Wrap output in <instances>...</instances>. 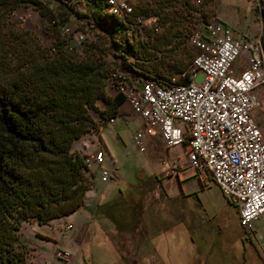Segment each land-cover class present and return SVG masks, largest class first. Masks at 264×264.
I'll use <instances>...</instances> for the list:
<instances>
[{
  "label": "trees",
  "instance_id": "trees-1",
  "mask_svg": "<svg viewBox=\"0 0 264 264\" xmlns=\"http://www.w3.org/2000/svg\"><path fill=\"white\" fill-rule=\"evenodd\" d=\"M173 1L134 9L159 14V29L139 39L129 36L119 16L107 12L105 0H0V264L23 263L27 244L19 231L22 222L47 223L83 203L89 168L85 154L71 149V143L98 129L96 118L114 115L123 100L120 92H108L107 72L129 70L165 82L187 70L189 58L177 52L181 40L174 27L179 19L169 14ZM181 5L184 18L197 12L202 25L212 15L241 33L236 23L203 6L188 0ZM19 6L36 9L45 19L50 45L58 52L50 54V45L39 46L25 31L4 28V18ZM259 16L264 29V7ZM71 20L95 33L85 43V52L91 53L87 58L73 56L72 44L84 43L63 35ZM99 51L111 52L110 62L103 64ZM183 81H190V71Z\"/></svg>",
  "mask_w": 264,
  "mask_h": 264
},
{
  "label": "built area",
  "instance_id": "built-area-1",
  "mask_svg": "<svg viewBox=\"0 0 264 264\" xmlns=\"http://www.w3.org/2000/svg\"><path fill=\"white\" fill-rule=\"evenodd\" d=\"M250 1L261 22L264 0ZM78 7L82 9L80 1ZM104 7L122 17L126 32L134 38L143 39L151 27L153 31L160 27L158 13H134L128 0H105ZM72 33L84 46L95 38V33L87 38L78 23L72 24ZM186 40L194 48L190 67L170 80L152 81V77L122 69V75L107 72L108 85L123 95L139 117L142 130L135 129L132 139L142 146L145 132L158 135L164 147L184 143L188 164L210 174L224 198L235 204L238 222L249 234L255 220L264 225V133L252 115L257 87L264 85V29L260 26L254 39L247 40L234 35L225 23L211 19L202 25L197 22ZM241 49L248 50L247 64L239 75H233L230 65ZM48 52L58 51L50 45ZM78 54L87 58L91 53L87 48V53ZM130 60L133 67V56ZM106 61L102 55V63ZM186 71H190V81H183ZM114 122V115L96 118L98 127ZM102 161L100 148L84 155L86 167H98L101 181L116 177L115 163L103 166ZM169 171L173 173L175 168L171 166ZM54 253L64 259L71 257L60 247Z\"/></svg>",
  "mask_w": 264,
  "mask_h": 264
},
{
  "label": "rangeland",
  "instance_id": "rangeland-1",
  "mask_svg": "<svg viewBox=\"0 0 264 264\" xmlns=\"http://www.w3.org/2000/svg\"><path fill=\"white\" fill-rule=\"evenodd\" d=\"M188 1L192 5L203 6L204 10L209 14L215 12L223 19L236 23L234 25L238 29H248L252 24L253 11L249 9L251 6L250 0ZM156 2L157 0H151V5ZM171 5L173 7H171L169 14L179 19V22H175L174 27L177 32L176 38L181 40L177 47V52L185 56V58H189V68L194 48L186 39L191 28L199 22L197 13L194 12L193 16L190 15L184 18L181 0H174ZM235 6H238V9ZM211 19H214L212 15L209 16L207 21ZM70 23L77 22L71 20ZM45 24V19L36 9L30 6L17 7L8 13L3 20L4 28L17 32L25 31L41 47H47L51 43V37ZM72 24L67 27L72 29ZM151 30L153 31L152 27ZM62 31L66 39L70 37V39L74 40L72 32L70 36H67L64 33V29ZM90 31L94 32L93 30H88V32L82 30L83 33L87 34V38L90 37V34H93ZM72 46L75 47L73 56L78 59L84 58L83 54L78 53H86V46L82 47L75 43ZM99 54L101 56L98 54L97 56L102 57L103 55L104 59L107 60L106 63L110 62L113 57L109 51H99ZM101 103L102 101L98 100V104ZM92 113L97 117L94 111ZM252 114L253 117H259L260 121L256 119L255 121L264 133V86H262L261 92L257 93V103L253 107ZM135 126V121L127 125L117 121L113 125L107 124L98 127L110 148V153L106 152L105 162L108 163L111 159H117L118 176L123 179H129V181L134 177L133 172L136 165L151 169V189H153L151 191V205L156 206L157 213L163 212L166 218H170V214L172 215L171 218L182 217L186 226L184 233H180V249L177 246L182 251V256L180 255L181 264H261V261L256 256L259 255L258 252L254 251L249 245L247 238L244 235L242 236L240 229L235 225L229 203L215 182L205 176L198 178L196 175L187 176L177 181L175 175H169V168L173 166L176 170L177 162L182 163L185 159L186 150L184 144L179 143L169 147L162 145L152 146L150 165L143 148H139L135 141L130 138V133ZM95 136L94 143L103 145L98 140V134H95ZM125 174L128 176L125 177ZM156 175L160 177V182L155 178ZM167 176L173 178L171 183ZM110 181V188L115 191L117 181L116 179ZM160 183L164 186L160 187ZM100 190L101 185L98 186V191ZM167 193L172 195L167 196ZM95 206V202H92L89 204V209L81 207L82 213L93 210ZM78 215L76 212L70 216L63 217L57 224L37 223L35 221L22 222L19 231L25 236L27 246L23 263L20 264H121V261L117 258L118 256L108 247L100 249L95 244L88 250L86 249L87 246L84 245V242L88 236V231L84 222L79 227ZM67 223L70 224L69 227L66 226ZM169 234L168 232L166 234L162 233V240L166 238L169 241ZM259 234L263 236V230ZM169 245H171V248L174 247L173 242ZM56 247L68 250L71 253V257L64 259L56 256L54 253ZM257 248L259 253L264 254L262 244L258 243ZM162 252L161 258L151 254V264H164L159 260L166 261L164 251ZM139 258L141 259L142 256H139Z\"/></svg>",
  "mask_w": 264,
  "mask_h": 264
},
{
  "label": "crops",
  "instance_id": "crops-1",
  "mask_svg": "<svg viewBox=\"0 0 264 264\" xmlns=\"http://www.w3.org/2000/svg\"><path fill=\"white\" fill-rule=\"evenodd\" d=\"M128 1L133 5L134 9L151 6V0ZM235 7L238 9V6ZM249 9L253 11L251 26L244 30L238 29L241 33L233 32V34L240 38L253 40L259 31L261 22H259L252 4ZM219 17L223 19L221 16ZM227 22L232 24L230 21ZM247 55L248 50L241 49L231 62L230 69L233 75H239L245 68L247 64ZM262 86L264 85H259L257 87V93L261 92ZM107 90L109 93L115 92V89L110 85L107 86ZM98 105L102 106V103ZM114 116L115 122L113 124L117 123V121L124 125L133 121L136 122V126L130 133L131 140H133L132 133L135 129L142 130L138 115L130 108L129 104L124 99L119 103ZM254 117V119L260 121L258 116ZM175 121L180 123L178 120ZM95 134H98V140H100L103 145L94 143ZM154 145H162L159 136L142 132V146L138 144L137 146L143 148V152L147 155L150 165L151 147ZM184 147L186 150L184 161L182 163L177 162L175 172L169 175H175L177 181L191 175H196L198 178H200V176H205L211 179L208 172L196 171L188 162L185 163L187 157V148L185 144ZM99 148L103 152V161L101 164L103 166H110L115 163L118 170L117 159H111L108 163L105 162V158L107 157L106 152L110 153V148L99 128L81 134L71 143V149L78 150L80 153L84 154L91 153ZM124 176L127 177L128 175L125 174ZM133 176L134 177H132L130 181L129 179H123L117 175L103 182L100 180L98 167L92 165L87 171L88 187L84 193L83 203L69 214L51 218L47 223L57 224L63 217L70 216L77 212L79 214V227L84 222L88 231V236L85 238L84 242V245L87 246V250L95 244L98 245L100 249L108 247V249H112L114 254L118 256L117 258L121 261V264H151V254L161 258L163 254L162 251H164L166 261L159 259L161 263L181 264L182 251L179 250L181 241L180 233H184L186 230V226L183 223L184 220L180 216L178 218H171V214L170 218H166L163 212L157 213L156 206L151 205V191L153 190L151 189V169L136 165L134 167ZM170 176H167V179H169L171 183L173 178H169ZM155 178L160 182L161 179L158 175H156ZM112 179H116L117 181L115 191L110 188V180ZM99 185H101L100 191H98ZM162 186L164 185L160 183V187ZM166 195L169 196L172 194L167 193ZM92 202H95V208L89 212L82 213L83 210H81V207L89 209V204ZM162 203H164V201H162ZM228 203L233 213L235 225L240 229L242 236L244 235V237L247 238L249 245L254 251L256 253L258 252L259 255L256 256L261 261V264H264V254L259 253L257 248L258 243L262 244L264 247V235L262 236L259 234L261 230L264 232V225L258 220H255L252 230L249 234H245L238 222L235 204L231 202ZM167 232L170 233L168 235L170 240L168 241L166 238L162 240L161 234H166ZM239 236L242 238L241 235ZM171 241L174 244L173 248H171L172 244L169 245L172 243ZM139 256H142V258L140 259Z\"/></svg>",
  "mask_w": 264,
  "mask_h": 264
},
{
  "label": "bare ground",
  "instance_id": "bare-ground-1",
  "mask_svg": "<svg viewBox=\"0 0 264 264\" xmlns=\"http://www.w3.org/2000/svg\"><path fill=\"white\" fill-rule=\"evenodd\" d=\"M106 10H107V12L112 13V14L116 15L117 17L119 16V14H117V12H115L114 10H109L108 8H106ZM119 18L122 19V17H120V16H119ZM122 20H123V19H122ZM71 32H72V29H67V30H66V33H67V35H69V36H70V33H71ZM128 33H129V36L133 37V35H132L130 32H128ZM76 42H78V43H84L83 41H76ZM110 74L120 75V74L117 73V72H111ZM185 75H186V73H183V80H184ZM148 77H149V76H148ZM152 81H157V82H159L155 77H152Z\"/></svg>",
  "mask_w": 264,
  "mask_h": 264
}]
</instances>
